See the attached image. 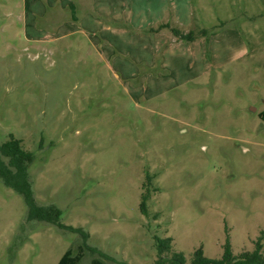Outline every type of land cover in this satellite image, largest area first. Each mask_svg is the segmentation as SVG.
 Masks as SVG:
<instances>
[{
	"label": "rangeland",
	"instance_id": "obj_1",
	"mask_svg": "<svg viewBox=\"0 0 264 264\" xmlns=\"http://www.w3.org/2000/svg\"><path fill=\"white\" fill-rule=\"evenodd\" d=\"M62 1L31 15L36 0H0V145L14 135L35 155L36 201L76 231L26 221L0 180V264L79 248L81 264H156V238L190 264L201 248L220 259L228 237L235 255L264 244V0H110L135 21L169 8L197 43L175 50L96 12L128 34L63 36ZM190 5L187 29L172 14Z\"/></svg>",
	"mask_w": 264,
	"mask_h": 264
},
{
	"label": "trees",
	"instance_id": "obj_2",
	"mask_svg": "<svg viewBox=\"0 0 264 264\" xmlns=\"http://www.w3.org/2000/svg\"><path fill=\"white\" fill-rule=\"evenodd\" d=\"M170 30L172 34L181 41L194 42L193 32L183 33L177 27L170 24H163L158 29L152 31ZM22 141L9 136V140L0 145V180L3 184L19 194L27 207L26 221H37L55 225L65 230H74L61 223L63 213L54 206H41L36 201L31 176L29 170L35 161V155L24 149ZM149 194H142L140 210L143 215L148 214ZM78 231V230H77ZM157 241L158 260L156 264H187V260L182 253L173 252L172 239H159ZM171 254V256H169ZM84 251L79 248L75 253L72 249L68 250L60 259L58 264H81ZM91 264H105L100 259H95ZM190 264H264V244L263 239L259 238L255 242L253 251H245L235 255L228 237L223 247V255L220 259L214 260L204 256L203 248L197 250L191 259Z\"/></svg>",
	"mask_w": 264,
	"mask_h": 264
},
{
	"label": "crops",
	"instance_id": "obj_3",
	"mask_svg": "<svg viewBox=\"0 0 264 264\" xmlns=\"http://www.w3.org/2000/svg\"><path fill=\"white\" fill-rule=\"evenodd\" d=\"M87 4H86V2ZM65 2V3H64ZM110 0H77L79 9L82 7L84 14L81 17H70V15H66L65 12L67 8H72L71 1L64 0L62 1V7H61V14L58 15V19L62 20V30H63V36H112V35H125L128 34V32L125 31V29H116L112 28L110 26L105 25L99 18H97L94 14L92 15V12H96L99 15H103L105 17L110 18L115 23L125 25H134L137 28L141 30H153L155 28H159L163 24H170L169 22V15L168 10L169 8H166V6H162L161 8L157 9L153 12V14H144L142 16L137 17V20L135 21L133 18V15L130 11H127L126 9L121 10L120 8L113 10L112 5L109 4ZM42 0H36L34 4L31 6V15H36L38 13L39 5H41V9H43V5L41 4ZM65 4V5H63ZM192 18H193V9L192 6L188 7L186 11L182 14L181 12L177 11V9L174 10V13L172 14V21L174 23H177L181 20V23L178 22L180 25H185L184 27H191L192 24ZM123 24V25H124ZM172 25V24H170ZM175 27V26H172ZM157 28V29H158ZM162 33L158 34L157 32L153 31L151 34L152 38L158 40L161 45H165V49L175 50V49H184L185 42L182 41L179 42L175 38V36L172 35V33L168 32L169 30L164 29ZM167 30V31H166ZM35 31L36 35H40L41 33L38 32V30ZM187 44V43H186ZM188 44H191L192 46H197V43L189 42ZM191 45L189 46V49H191ZM92 46V45H91ZM168 46V48H167ZM94 47L98 49V47L93 44Z\"/></svg>",
	"mask_w": 264,
	"mask_h": 264
}]
</instances>
